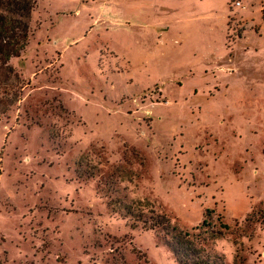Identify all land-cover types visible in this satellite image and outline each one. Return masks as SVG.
<instances>
[{"label": "rangeland", "instance_id": "1", "mask_svg": "<svg viewBox=\"0 0 264 264\" xmlns=\"http://www.w3.org/2000/svg\"><path fill=\"white\" fill-rule=\"evenodd\" d=\"M28 25L0 264H264V0H36Z\"/></svg>", "mask_w": 264, "mask_h": 264}, {"label": "trees", "instance_id": "2", "mask_svg": "<svg viewBox=\"0 0 264 264\" xmlns=\"http://www.w3.org/2000/svg\"><path fill=\"white\" fill-rule=\"evenodd\" d=\"M35 7L36 0H0L1 66H6L10 57H18L24 50L29 36L28 21ZM170 248L177 256V249Z\"/></svg>", "mask_w": 264, "mask_h": 264}, {"label": "crops", "instance_id": "3", "mask_svg": "<svg viewBox=\"0 0 264 264\" xmlns=\"http://www.w3.org/2000/svg\"><path fill=\"white\" fill-rule=\"evenodd\" d=\"M204 1L209 3L211 0H204ZM153 26H155V27H157L159 29V35L163 34L170 27L169 25H165V27L159 28V25H157V24H154ZM174 41L177 42V40H174Z\"/></svg>", "mask_w": 264, "mask_h": 264}, {"label": "built area", "instance_id": "4", "mask_svg": "<svg viewBox=\"0 0 264 264\" xmlns=\"http://www.w3.org/2000/svg\"><path fill=\"white\" fill-rule=\"evenodd\" d=\"M235 4H236V5H239V4H240V2H239V1H236V2H235Z\"/></svg>", "mask_w": 264, "mask_h": 264}]
</instances>
